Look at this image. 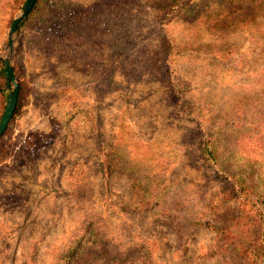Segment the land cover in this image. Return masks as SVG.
Returning a JSON list of instances; mask_svg holds the SVG:
<instances>
[{"label":"rangeland","instance_id":"374dc122","mask_svg":"<svg viewBox=\"0 0 264 264\" xmlns=\"http://www.w3.org/2000/svg\"><path fill=\"white\" fill-rule=\"evenodd\" d=\"M25 2L0 264H264V0Z\"/></svg>","mask_w":264,"mask_h":264},{"label":"water","instance_id":"95a60500","mask_svg":"<svg viewBox=\"0 0 264 264\" xmlns=\"http://www.w3.org/2000/svg\"><path fill=\"white\" fill-rule=\"evenodd\" d=\"M37 0H26L22 7V13L17 16L12 24L9 34V46L10 50H13L14 36L18 31L22 21L30 14ZM3 67L6 73L7 79V94H6V107L4 113L0 119V138L5 134L17 107L20 84L17 81L14 65L11 60V56H8L3 60Z\"/></svg>","mask_w":264,"mask_h":264},{"label":"trees","instance_id":"16d2710c","mask_svg":"<svg viewBox=\"0 0 264 264\" xmlns=\"http://www.w3.org/2000/svg\"><path fill=\"white\" fill-rule=\"evenodd\" d=\"M43 0H37L34 7H33V10L31 12V15L32 13L36 12L37 10L40 9V4L42 3ZM0 75H3L5 76V71H2V73ZM22 87L20 86V92H19V97H18V103H17V107H16V110H15V114L18 113L19 109L22 107ZM231 233L235 234L236 232L235 231H232L231 230ZM242 248H238L239 250V253L241 255H244L245 257H248L252 262L255 261V259L257 258L258 254H260V249L262 247L261 244L259 245H256L254 247H249L247 246V244H242L241 246Z\"/></svg>","mask_w":264,"mask_h":264}]
</instances>
